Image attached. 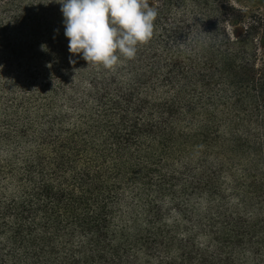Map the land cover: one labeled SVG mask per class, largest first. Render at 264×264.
<instances>
[{
	"label": "trees",
	"instance_id": "trees-1",
	"mask_svg": "<svg viewBox=\"0 0 264 264\" xmlns=\"http://www.w3.org/2000/svg\"><path fill=\"white\" fill-rule=\"evenodd\" d=\"M153 8L130 82L0 121V264H264V15ZM4 139L19 146L5 160ZM192 151L197 169H173ZM177 193L207 203L180 237L159 205Z\"/></svg>",
	"mask_w": 264,
	"mask_h": 264
},
{
	"label": "rangeland",
	"instance_id": "rangeland-1",
	"mask_svg": "<svg viewBox=\"0 0 264 264\" xmlns=\"http://www.w3.org/2000/svg\"><path fill=\"white\" fill-rule=\"evenodd\" d=\"M161 1L147 0V3L156 7ZM232 2L264 15V0ZM62 20L60 5L49 0H0V27L4 38V48L0 51V121L4 119L5 133L17 123L35 121L36 112L38 114L41 104L49 98H53L55 105L64 107L66 96L82 95L94 88V82L125 84L133 79L131 62L136 56L132 59L120 57L111 68L87 65L79 54L72 57L75 63H70ZM54 29H58V33L54 34ZM42 43L46 44L47 51L41 50ZM57 89L61 91L59 95L54 94ZM12 150L19 151V146L9 145L4 139V160ZM192 152L175 160L173 169L180 171L188 163L197 169L200 155L198 151ZM159 205L164 223L180 237L194 231L196 218L207 203L198 197L177 193L176 197L161 198ZM147 261L143 256V262ZM148 264H158V260L154 258Z\"/></svg>",
	"mask_w": 264,
	"mask_h": 264
},
{
	"label": "clouds",
	"instance_id": "clouds-1",
	"mask_svg": "<svg viewBox=\"0 0 264 264\" xmlns=\"http://www.w3.org/2000/svg\"><path fill=\"white\" fill-rule=\"evenodd\" d=\"M60 5L69 62L79 54L93 65L111 68L120 57L132 59L137 45L153 35L156 10L147 0H49ZM58 29H54V34ZM55 38V35L53 36ZM41 50L47 51L46 44Z\"/></svg>",
	"mask_w": 264,
	"mask_h": 264
}]
</instances>
